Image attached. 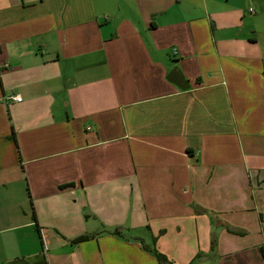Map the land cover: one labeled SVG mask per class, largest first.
Listing matches in <instances>:
<instances>
[{"label":"crops","instance_id":"0c3cea01","mask_svg":"<svg viewBox=\"0 0 264 264\" xmlns=\"http://www.w3.org/2000/svg\"><path fill=\"white\" fill-rule=\"evenodd\" d=\"M263 70L264 0H0V264H264Z\"/></svg>","mask_w":264,"mask_h":264},{"label":"trees","instance_id":"16d2710c","mask_svg":"<svg viewBox=\"0 0 264 264\" xmlns=\"http://www.w3.org/2000/svg\"><path fill=\"white\" fill-rule=\"evenodd\" d=\"M263 75H264V70H263ZM67 186H70V185H67ZM122 232H123V228L121 227H116L114 228L110 233L114 236H118L120 237L122 235ZM91 236H81V237H78V238H75L73 240V242L77 243V242H82L84 240H87L88 238H90ZM140 240V243H141V246L143 248L144 251L150 253L152 256L155 257V259L157 260L158 264H171L167 258L162 255L160 252L157 251V249L155 248V238H152L151 240V243L150 244H145L143 243V241L141 239ZM262 253V256L264 258V253Z\"/></svg>","mask_w":264,"mask_h":264},{"label":"built area","instance_id":"2783aa9c","mask_svg":"<svg viewBox=\"0 0 264 264\" xmlns=\"http://www.w3.org/2000/svg\"><path fill=\"white\" fill-rule=\"evenodd\" d=\"M4 66L7 67V65H4ZM9 99L14 102H20L21 100L18 96H13V97H10Z\"/></svg>","mask_w":264,"mask_h":264}]
</instances>
